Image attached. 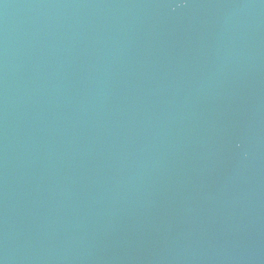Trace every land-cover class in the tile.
Here are the masks:
<instances>
[{
  "label": "water",
  "instance_id": "water-1",
  "mask_svg": "<svg viewBox=\"0 0 264 264\" xmlns=\"http://www.w3.org/2000/svg\"><path fill=\"white\" fill-rule=\"evenodd\" d=\"M0 264H264V0H0Z\"/></svg>",
  "mask_w": 264,
  "mask_h": 264
}]
</instances>
